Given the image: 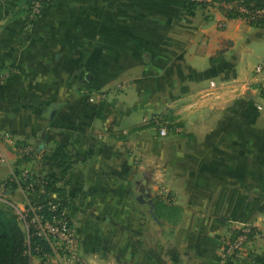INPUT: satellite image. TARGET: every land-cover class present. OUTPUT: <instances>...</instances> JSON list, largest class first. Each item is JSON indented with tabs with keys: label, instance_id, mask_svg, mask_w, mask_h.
<instances>
[{
	"label": "crops",
	"instance_id": "crops-1",
	"mask_svg": "<svg viewBox=\"0 0 264 264\" xmlns=\"http://www.w3.org/2000/svg\"><path fill=\"white\" fill-rule=\"evenodd\" d=\"M263 56L264 25L186 0H54L34 20L27 0H0V184L23 169L56 178L81 264H219L230 225L264 221ZM154 115L166 137L144 123ZM145 156L154 190L139 180ZM0 195L25 232L17 212L43 195ZM257 240L229 264H264ZM32 244L31 264H59Z\"/></svg>",
	"mask_w": 264,
	"mask_h": 264
},
{
	"label": "built area",
	"instance_id": "built-area-1",
	"mask_svg": "<svg viewBox=\"0 0 264 264\" xmlns=\"http://www.w3.org/2000/svg\"><path fill=\"white\" fill-rule=\"evenodd\" d=\"M53 1L32 0L28 13L29 19L34 20L39 17L44 7ZM186 2L195 6H204L213 12H221L229 19L241 18L250 25H264V4L257 5L254 1L186 0ZM254 72L264 74V63L255 67ZM210 88H217L215 81L210 82ZM96 97L98 100L103 99L102 95ZM259 109H261L260 106ZM144 123H151L161 137H166L171 130L170 121L160 115L145 117ZM32 150L30 146L23 147L20 151L21 156H30ZM12 180L25 194L43 195L33 204L23 210L19 209L17 212L25 227L26 237L28 238V244L26 239V254L30 259L33 257V253L43 252L41 246L34 247L32 244V241L35 242V238H39L51 248L59 264L83 263L79 254V238L71 223L69 206L64 202L63 197L47 190L45 175L39 174L33 169H23L20 175H14ZM6 185L7 182H3L0 187L3 188ZM3 198L4 196L0 195V201H5V204L11 207L14 206ZM255 234L256 230L253 226L244 225L238 228L232 236L224 241L223 248L218 255L219 264H229L243 258Z\"/></svg>",
	"mask_w": 264,
	"mask_h": 264
},
{
	"label": "trees",
	"instance_id": "trees-1",
	"mask_svg": "<svg viewBox=\"0 0 264 264\" xmlns=\"http://www.w3.org/2000/svg\"><path fill=\"white\" fill-rule=\"evenodd\" d=\"M254 1L257 5H263L264 0H247ZM32 0H27L28 3V13L29 7ZM195 5L187 4V7H193ZM107 106L101 105L100 109H106ZM62 151H53L48 158L51 161H57L60 157L64 158ZM20 173L19 171L17 174ZM47 184L46 188L48 191L57 194L61 192V189L57 186V179L45 175ZM7 185L10 187H15L17 184L14 180H7ZM66 203V201L64 200ZM36 244H42L43 247H47L46 242L39 238L34 239ZM27 244H26V234L21 228L17 216L5 206L0 205V264H30L31 259L26 254Z\"/></svg>",
	"mask_w": 264,
	"mask_h": 264
},
{
	"label": "rangeland",
	"instance_id": "rangeland-1",
	"mask_svg": "<svg viewBox=\"0 0 264 264\" xmlns=\"http://www.w3.org/2000/svg\"><path fill=\"white\" fill-rule=\"evenodd\" d=\"M264 56H263V58H261L260 60H256V61H260L262 64L264 63ZM112 90H114L115 92H119V90H122V86H121V84H117V86L115 87V88H109V89H104V90H99L98 92H97V94H96V96L97 95H102V96H104L105 94H107L109 91H112ZM95 96V98L93 97V99H90V100H98L97 99V97ZM261 112H264V111H261ZM151 132H153V131H151ZM146 139H147V146H146V149H147V151H151V146H153V145H157V144H159L160 143V140L159 139H156V138H154V133H152V134H147V136H146ZM164 143V142H163ZM162 143V144H163ZM149 155H150V153H149ZM147 156H145V158H144V160L143 161H141L140 162V165H142L143 167H142V169H141V173H140V177H139V180H141L144 176H147L148 177V184H147V186H149V187H151L153 190H154V185H155V179H154V170H153V168L152 167H148V165H147ZM132 190H131V196L133 197V204L135 205V206H138L139 205V202L134 198V196L135 195H137L138 193H140L141 192V186L140 185H134V186H132ZM161 194H163V193H161ZM158 203H157V210H161V212H163V213H165V212H167L168 211V209L170 210V208L172 207V206H169L170 204H171V201H169V199H168V197H166V196H164V194H163V196H161L159 199H158ZM170 207V208H169ZM148 209V207H144V211H145V215H146V224H148L149 226H153V224H154V219H153V216L150 214V212L147 210ZM153 210H154V208H153ZM175 211H176V209H174ZM154 212V211H153ZM174 212V211H173ZM163 218V217H162ZM259 221V220H258ZM170 223H171V221H170ZM262 223H264V221L262 222ZM261 223V224H262ZM164 224V223H163ZM246 225V226H253L254 228H255V230H256V234H255V236H254V238H253V240L250 242V244L248 245V247L254 242V241H256L258 238V240H257V242L259 241V240H261V235H264V227H263V225H261V224H258V225H255V224H257V223H254V222H250V221H247V222H244V223H242V224H233V225H230V233H229V235L227 236V238L229 237V236H232L233 234H234V232L236 231V230H238V228H240V227H242V226H244V225ZM250 224H254V225H250ZM241 225V226H240ZM149 230V229H148ZM250 248V247H249Z\"/></svg>",
	"mask_w": 264,
	"mask_h": 264
},
{
	"label": "water",
	"instance_id": "water-1",
	"mask_svg": "<svg viewBox=\"0 0 264 264\" xmlns=\"http://www.w3.org/2000/svg\"><path fill=\"white\" fill-rule=\"evenodd\" d=\"M88 76H87V78H88ZM143 186L145 187L144 190H143V194L146 195V196H148V197H150V193H149V190H148V188L146 186V182H144V185ZM148 203L151 206V211H150L151 212V215L154 216V218H156L155 215H154V213H153L154 204H153L152 200L150 199V202H148Z\"/></svg>",
	"mask_w": 264,
	"mask_h": 264
}]
</instances>
